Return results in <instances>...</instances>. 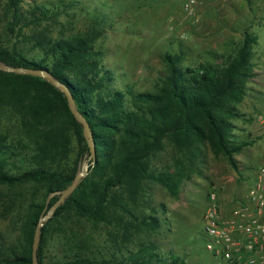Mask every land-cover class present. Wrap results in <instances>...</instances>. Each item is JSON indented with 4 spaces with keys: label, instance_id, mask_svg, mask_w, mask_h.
Returning a JSON list of instances; mask_svg holds the SVG:
<instances>
[{
    "label": "trees",
    "instance_id": "obj_1",
    "mask_svg": "<svg viewBox=\"0 0 264 264\" xmlns=\"http://www.w3.org/2000/svg\"><path fill=\"white\" fill-rule=\"evenodd\" d=\"M65 11L0 0V61L48 69L65 83L95 140V163L43 226L39 262L187 264L154 238L161 219L152 186L177 196L210 154L238 166L235 154L252 143L236 132L235 120L246 119L241 105L255 91L258 35L246 28L194 63L185 62L189 52L182 45L167 50L152 88L137 91L116 84L115 70L96 45L102 35L97 19L87 31L68 35L59 20ZM89 152L60 88L0 70V219L10 227L0 232V264H33L35 229L48 197L73 182ZM53 240L64 246L55 260L47 256Z\"/></svg>",
    "mask_w": 264,
    "mask_h": 264
},
{
    "label": "rangeland",
    "instance_id": "obj_2",
    "mask_svg": "<svg viewBox=\"0 0 264 264\" xmlns=\"http://www.w3.org/2000/svg\"><path fill=\"white\" fill-rule=\"evenodd\" d=\"M187 1L24 0V3L26 6L47 3L65 8L59 20L65 25L68 35L87 31L97 19L94 25L102 29V35L96 45L105 51L107 66L115 70L116 84H130L137 91L152 88L164 67L163 55L167 50H177L182 45L189 52L186 63L204 60L209 57V50L221 51L227 39H239L241 30L244 31L251 23L250 27L259 37L254 46L258 74L251 82L255 91H251L253 93L241 105L246 119H236L235 122L239 127L236 132L252 143L235 154L237 167L225 156L208 155L201 173L185 182L177 196L170 195L163 186H152L153 204L161 219V227L154 234L160 249L180 254L187 264H223L207 249L210 239L205 232L203 214L209 194L215 189L226 208L235 205L245 195L255 168L264 161V118L260 119L264 115V21L259 19L260 13L254 12L252 4L251 13H244V22L233 20L239 17L233 5L234 9H229L227 15L229 21L222 23L219 29V24L210 19L209 3L195 4L189 12L185 9ZM237 7L240 8L239 5ZM243 7L246 10V6ZM231 22L237 27L236 31L225 29L227 24L233 26ZM2 25L0 22V30ZM54 32L59 34V24ZM77 157L78 143L71 160ZM9 229V222L0 219V232L5 233ZM100 244H103L102 249L106 245L103 241ZM63 252L64 246L53 240L47 256L55 260L62 257Z\"/></svg>",
    "mask_w": 264,
    "mask_h": 264
},
{
    "label": "built area",
    "instance_id": "obj_3",
    "mask_svg": "<svg viewBox=\"0 0 264 264\" xmlns=\"http://www.w3.org/2000/svg\"><path fill=\"white\" fill-rule=\"evenodd\" d=\"M198 1L188 0L185 9L192 12ZM249 181L245 195L229 209L218 190L209 194L203 214L207 249L223 264H264V161Z\"/></svg>",
    "mask_w": 264,
    "mask_h": 264
},
{
    "label": "water",
    "instance_id": "obj_4",
    "mask_svg": "<svg viewBox=\"0 0 264 264\" xmlns=\"http://www.w3.org/2000/svg\"><path fill=\"white\" fill-rule=\"evenodd\" d=\"M0 70L6 71V72H13V73H19V74H29L33 76H38L45 78L49 80L54 86L60 88L68 99V104L70 107V110L76 117V119L81 123L83 126V133L86 137L87 144L89 146L90 154L83 160L81 169L77 172L76 176L74 177L73 182L67 186L64 189L53 191L50 193L48 197L47 204L45 206V209L43 210L39 222L37 223L35 234H34V240L32 245V262L33 264H40L39 257H38V249L41 241V235H42V229L43 226L54 217L57 209L66 201V199L75 191L77 186L79 185L80 181L88 174L90 163L94 164L96 161V149H95V140L93 136V132L90 126V123L86 119V117L83 115V113L78 109L76 105L75 98L69 89V87L59 81L57 78L53 76V74L48 70L44 68H31L28 66H20V65H11L8 63H5L3 61H0ZM57 197L55 202L49 206V202L53 197Z\"/></svg>",
    "mask_w": 264,
    "mask_h": 264
},
{
    "label": "crops",
    "instance_id": "obj_5",
    "mask_svg": "<svg viewBox=\"0 0 264 264\" xmlns=\"http://www.w3.org/2000/svg\"><path fill=\"white\" fill-rule=\"evenodd\" d=\"M206 2L209 3V5H210L209 6L210 16H211L210 19L212 18V21H215L219 24L218 28L220 26L221 27L223 26L222 23H227L229 21V18L227 17V15L230 13L229 9H234L233 5L236 6V9H235V10H237L236 15L239 14V17L237 16L238 18H234L233 20L239 19V21L244 22L245 21L243 19L244 13L247 14L248 12H250V6L252 4L254 6V8H253L254 12L260 13L259 19L264 21V0H199L197 4L199 5V4L204 3L206 5ZM238 5L240 6V8L237 7ZM243 6H246V10L244 9ZM223 14L225 16L222 17ZM249 25L251 26V23ZM263 25H264V23H263ZM250 26H248L246 28L249 29L250 31H253ZM224 27L226 30L236 31V29H237L235 24H233L232 27L229 26V24L225 25ZM242 32L243 31L241 30L240 34H243ZM258 41H259V39H258ZM254 52H255V50H254Z\"/></svg>",
    "mask_w": 264,
    "mask_h": 264
}]
</instances>
